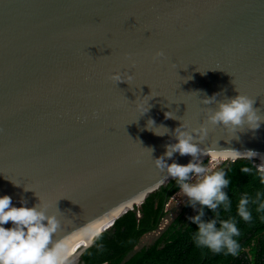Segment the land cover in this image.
Instances as JSON below:
<instances>
[{
  "label": "water",
  "instance_id": "95a60500",
  "mask_svg": "<svg viewBox=\"0 0 264 264\" xmlns=\"http://www.w3.org/2000/svg\"><path fill=\"white\" fill-rule=\"evenodd\" d=\"M236 90L264 115V0H0V195L40 197L59 222L53 241L84 264L100 234L173 180L153 159L180 124H204L206 150H254L263 170L264 122L228 143L206 119L205 95ZM151 93L139 116L134 101ZM149 117L169 132L147 130Z\"/></svg>",
  "mask_w": 264,
  "mask_h": 264
},
{
  "label": "clouds",
  "instance_id": "9594fccd",
  "mask_svg": "<svg viewBox=\"0 0 264 264\" xmlns=\"http://www.w3.org/2000/svg\"><path fill=\"white\" fill-rule=\"evenodd\" d=\"M163 56L157 51L154 58ZM110 79L116 84L120 81L132 79L130 73L113 72ZM237 91V90H236ZM238 92V91H237ZM220 93L212 96L205 95L201 102L205 105L215 103L214 109H207L206 119L213 125H220L229 134L226 142L239 140L238 132L259 129L264 122V115L253 107L254 99L238 92L235 96L224 95L218 99ZM155 95L137 97L136 111L142 116L152 107L149 100ZM165 119H176L173 111L164 112ZM147 130L156 135H164L169 129L164 125H156L155 120L149 117L145 125ZM172 133L175 142L165 144L164 153L153 159L155 166L164 170L168 177L174 179L181 191L188 197V205L196 210V214L189 216L188 220L195 224L193 242L199 247H206L214 253L224 252L235 255L239 248L236 239L240 235L235 217L222 218V211L228 212L232 202L225 189L230 184L225 168L218 167L210 170L202 157L210 156L212 159L235 162L237 160L255 161L257 153L254 150L240 151L236 148H201L196 141H204L208 135V128L201 124L198 128L188 130V125L180 124ZM194 133L196 135H194ZM151 149V148H150ZM151 149V153H152ZM188 155L191 159L186 164L172 160L174 154ZM259 159L264 160V156ZM253 169L248 166L241 168L242 173H250ZM261 183L264 184V173H261ZM14 185L19 183L12 181ZM31 188L25 187L28 191ZM39 197V196H38ZM28 206L26 200L21 198L16 206L8 194L0 195V264H69L68 256L64 253L60 242L53 241L59 222L56 216L48 213L47 203L41 202ZM250 204L258 205L256 211L264 210V192L257 191L255 196L247 192L241 194L237 203V215L245 222L252 220ZM205 208L211 210L214 216L205 219ZM11 222L10 227L5 225Z\"/></svg>",
  "mask_w": 264,
  "mask_h": 264
},
{
  "label": "trees",
  "instance_id": "16d2710c",
  "mask_svg": "<svg viewBox=\"0 0 264 264\" xmlns=\"http://www.w3.org/2000/svg\"><path fill=\"white\" fill-rule=\"evenodd\" d=\"M204 160L208 165L209 160ZM244 166L253 169L242 173ZM218 167L225 168L230 184L228 192L232 202L230 211L223 212L222 218L235 217L240 235L236 237L239 248L235 255L224 252L214 253L206 247L197 246L192 239L196 225L188 220L190 206L162 228L168 216L167 205L181 189L173 179L153 191L145 201L130 210L106 232L100 234L94 244L82 255L84 264H264V210L256 211L258 205L250 204L252 220L245 222L237 215V203L242 193L255 196L264 192L261 173L257 161H223ZM217 167V168H218ZM216 168V169H217ZM196 214V211L193 215ZM214 213L205 208V219ZM159 232L155 240L140 247L142 239L151 233Z\"/></svg>",
  "mask_w": 264,
  "mask_h": 264
},
{
  "label": "rangeland",
  "instance_id": "374dc122",
  "mask_svg": "<svg viewBox=\"0 0 264 264\" xmlns=\"http://www.w3.org/2000/svg\"><path fill=\"white\" fill-rule=\"evenodd\" d=\"M220 163L221 160L211 158L207 166L210 170H215ZM187 203H188V197L181 190L175 196H173L169 204L167 205V210L169 211V213L166 219L163 221L162 228H164L167 224H169L172 219L176 218L182 212V210L187 205ZM195 211L196 210L190 206L188 215L192 216ZM158 234L159 232H154L146 235L142 239L140 243V247L151 244L158 236Z\"/></svg>",
  "mask_w": 264,
  "mask_h": 264
},
{
  "label": "bare ground",
  "instance_id": "6f19581e",
  "mask_svg": "<svg viewBox=\"0 0 264 264\" xmlns=\"http://www.w3.org/2000/svg\"><path fill=\"white\" fill-rule=\"evenodd\" d=\"M263 167H264V165H263Z\"/></svg>",
  "mask_w": 264,
  "mask_h": 264
}]
</instances>
